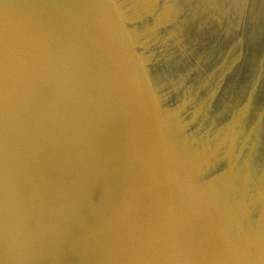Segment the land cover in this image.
<instances>
[{"label": "water", "instance_id": "water-1", "mask_svg": "<svg viewBox=\"0 0 264 264\" xmlns=\"http://www.w3.org/2000/svg\"><path fill=\"white\" fill-rule=\"evenodd\" d=\"M0 264H264V0H0Z\"/></svg>", "mask_w": 264, "mask_h": 264}]
</instances>
